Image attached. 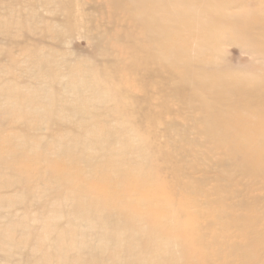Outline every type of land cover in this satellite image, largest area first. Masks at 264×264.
<instances>
[{"label": "bare ground", "instance_id": "6f19581e", "mask_svg": "<svg viewBox=\"0 0 264 264\" xmlns=\"http://www.w3.org/2000/svg\"><path fill=\"white\" fill-rule=\"evenodd\" d=\"M218 1L113 3L118 10L124 3L137 9V24L144 25L143 42L149 45L150 63L143 70L160 78L163 93L170 91L180 97L187 109L196 113L190 120L198 127L203 141L192 138L189 131L174 123H166L171 136V147H166L141 123L142 120L151 125L156 117L154 111L148 108L143 110L145 114L132 117L134 111L125 102L133 96L130 89L103 86L107 77L102 73L81 70L59 60L49 73L35 75L41 86L33 87V101L49 103V95L57 93L43 87L46 83L42 81L50 78L58 81L69 103L66 109L48 110L43 116L45 123L55 125V119L60 118L65 126L76 130L78 137L72 136L75 132L61 136L52 132L40 144L28 135L18 139L10 130L0 140V145L12 146L0 147L7 153L0 154V169L16 176L0 185L6 187L7 194H0V207L16 203L21 206L6 214L0 211L2 260L7 264H42L57 257L56 264H198L203 245L205 256L209 253L216 259L220 257L221 253L210 251L205 243L215 245L230 240L232 235L225 229H221V234L217 226L232 218L229 213L216 215L212 211L196 218V212L204 206L212 210L222 201L220 197L212 199L220 193V183L234 182L233 175L220 172L223 169L264 179V77L226 79L225 73L210 70L217 63L198 65L202 61L192 56L200 58L216 42H226L245 47L251 56L264 59V3L231 0L229 8L211 11L210 5H217ZM244 2L247 4L242 7ZM188 27L199 31V44L189 51L169 46L171 34L176 38L189 36ZM224 27L229 28L226 37L213 35ZM178 68L180 74L174 71ZM126 69L141 70L135 65ZM117 70L118 74L120 69ZM56 71L59 74L54 75ZM175 79L178 82H173ZM0 96L2 114L12 118L19 111L23 119L27 118L24 128L31 129L27 115L31 102L24 100L23 92L13 86H0ZM133 99L148 101L147 96ZM109 114L113 119L104 120ZM173 133L179 138L173 139ZM40 162H44V167L38 166ZM111 169L115 173L112 178L106 176ZM164 175L172 176L179 192L167 194L159 188L165 182ZM210 181L218 183L217 188L208 187ZM15 184L22 187L9 190ZM197 196L209 199L198 202ZM162 203H169L171 208L161 209ZM235 204L244 207L247 201ZM45 211L50 215L45 216ZM31 212L37 213L33 221L42 223L41 235L34 234L31 225L23 221ZM260 218L257 213L255 217L239 219L238 223L244 224L239 231L255 232L253 226L263 221ZM39 241L47 253L38 254L35 248ZM247 241L249 254L243 264H264V239L249 236ZM203 262L210 263L205 258Z\"/></svg>", "mask_w": 264, "mask_h": 264}, {"label": "rangeland", "instance_id": "374dc122", "mask_svg": "<svg viewBox=\"0 0 264 264\" xmlns=\"http://www.w3.org/2000/svg\"><path fill=\"white\" fill-rule=\"evenodd\" d=\"M230 2L231 0H219L217 5L213 3L209 8H211V11L222 7L229 8ZM113 3L114 0H0V86H13L23 92L24 100L31 102L27 108V115L33 125L31 129L29 127L24 128L27 118L26 120L23 119V115L19 111H16V115L12 118H9L8 115L4 116L1 110L3 106L2 97L0 96L1 141L9 135L10 130H13L18 139L28 135L39 140L40 144H43V139L52 132L54 134L57 132L56 136L72 135L70 132H75L72 136L78 137L76 130L65 126L60 118L55 119V125L45 123L43 116L48 110H62V108L69 107V103L60 91L56 79L51 80L49 78L42 81L46 83L43 87L57 91V93H51L50 91L49 103L33 101L32 94H35L33 87L35 85L41 86L35 75L43 76L49 73V68L56 67L55 63H59V60L62 64H75L81 70L104 74L107 80L103 81V86L110 84L114 89L128 88L132 95L139 100L147 96L148 101L146 103L135 101L133 96L125 102L129 105L131 111H134L131 116H134L135 119L137 116L145 114L143 110L149 108L154 111L156 117L151 125L142 120L141 123L151 136L156 137L166 147H171L168 145L171 136L165 128L166 123H174L179 126V129L189 131L192 138L203 141V138L198 135V127L190 120V116H196V113L190 112L180 97L172 95L170 91L164 90L163 93L160 78L152 77L150 74L147 75L143 70L149 62L147 55L149 45L143 42L146 30L142 23L141 25L137 24V9L128 3H124L123 8L118 10L115 9ZM261 3H264V0L250 2V4L255 5ZM246 4L244 2L240 5L245 7ZM228 30V27L217 29L213 35L215 37H222L223 35L226 37ZM186 32L189 33V36L186 34L182 35L181 38H176L174 34H171L172 39L169 46L174 45L176 48H183L186 51L194 49L196 44L200 42V33L193 27H188ZM215 44L212 49L201 53L200 58L193 54L192 59L201 60L202 62H198V65L204 62L217 63L210 70L225 73L226 79L234 77L239 80L243 79L244 76L248 77V75L264 77V59L256 57V55L251 56L248 49L234 43L225 42L221 45L216 42ZM131 65H135L141 70L126 69ZM117 68L120 69L118 74ZM174 71L180 74L181 68L174 69ZM199 71L200 73L203 72L202 70ZM53 74L57 75L59 72L56 71ZM173 82H178V80L175 79ZM16 100L19 101V98ZM20 102L27 105L22 100ZM116 115L117 113L114 114L115 117H117ZM111 119H113L112 114L104 117L106 121ZM172 138L178 139L179 136L177 133H173ZM1 144L0 147L2 148H12V146L4 143ZM176 145L186 148L183 145ZM0 154L7 155L6 151L2 149ZM38 166L44 167V162H40ZM8 172V170L0 169V185L7 179L9 181L16 179V176L10 175ZM220 172L225 176L233 175L234 182L231 184L227 182L220 183V193L213 196L212 199L220 197L222 201L214 205L212 210H208L205 206L201 207L196 212V218H200V215L208 211H212L216 215L229 213L232 219L223 220L226 225L222 226L224 223H221L217 226V230H220L221 234L224 233L221 229L227 230L232 238L230 240L223 239L224 241L217 242L215 245L206 242L207 249L221 253V255L217 259L212 255L209 256V253L205 256L203 245L199 254L203 253L197 257L198 264H204L202 258H205L208 263L210 261L209 264H243L249 254L246 249L249 236L253 239L259 237L261 240L264 239V179L250 176L248 173L240 174L238 171L223 169ZM114 175L113 169L106 172L107 177L112 178ZM167 176L164 175L165 182L159 188L165 189L167 194L179 192V189L173 183L172 176ZM217 184L210 181L208 187L216 186L215 188H217ZM39 185L41 188L45 187L44 183ZM19 186L15 184L9 190L17 189ZM4 187L0 186V194H5L6 187ZM237 190H239V194L235 193ZM207 199L204 196L196 197L198 202H205ZM243 199L247 201V206L239 207L235 204ZM19 205L17 203L14 205L8 204L2 209L0 207V211L6 214L10 211L19 210L21 207ZM245 207L248 210L244 209ZM160 208L166 211L171 207L169 203H162ZM46 213L45 216L50 215L48 211H45ZM257 213H260V219L263 221L253 226L255 232L241 233L242 231L240 232L239 229L244 224L243 222L239 224L238 220L246 216L255 217ZM20 214L21 212L18 213V215ZM36 216V212H31L29 217L23 221L26 224L28 223L29 226L31 225L34 234L41 235L44 232L42 230L43 226H41L40 221H33ZM4 229L6 230V228ZM209 232L207 230V233ZM54 235L57 234L54 233ZM38 243L39 245L37 244L35 248L38 249V254L47 253L48 249H45V245L40 244V241ZM232 246H236V250H233ZM57 259V257L52 258L49 260L51 262L47 261L42 264H56ZM0 264H7V261L0 258Z\"/></svg>", "mask_w": 264, "mask_h": 264}]
</instances>
